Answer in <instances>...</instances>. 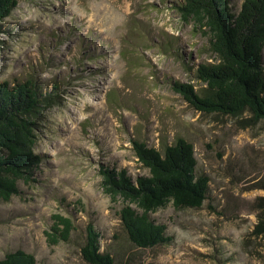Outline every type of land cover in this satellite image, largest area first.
<instances>
[{
  "label": "rangeland",
  "instance_id": "1",
  "mask_svg": "<svg viewBox=\"0 0 264 264\" xmlns=\"http://www.w3.org/2000/svg\"><path fill=\"white\" fill-rule=\"evenodd\" d=\"M238 8L242 0H228ZM181 0H18L0 33V82L33 76L58 84L61 102L48 108L35 151L34 180L0 201V259L23 249L35 264H87L85 229L100 233L101 250L139 264H264L254 234L264 211V119L205 112L172 89L202 85L200 63L214 61L207 38L180 17ZM264 61V50H263ZM177 137L192 143L196 172L209 177L198 208L168 203L151 213L171 241L134 246L114 202L100 186L102 165L134 179L148 170L131 139L163 152ZM60 213L75 229L49 245L45 231Z\"/></svg>",
  "mask_w": 264,
  "mask_h": 264
},
{
  "label": "trees",
  "instance_id": "2",
  "mask_svg": "<svg viewBox=\"0 0 264 264\" xmlns=\"http://www.w3.org/2000/svg\"><path fill=\"white\" fill-rule=\"evenodd\" d=\"M18 0H0L2 21ZM180 17L207 38L214 61L200 63L195 77L201 86L174 81L172 89L195 108L236 118L248 114L251 123L264 119V0H242L233 8L228 0H181ZM58 84H45L33 76L0 82V201L19 193L18 182L34 180L41 156L35 151L38 131L48 108L60 103ZM135 156L148 170L134 179L124 168L102 165L100 186L112 202L120 199L119 219L128 240L136 247L166 244L171 237L164 223L151 213L168 203L174 209L198 208L209 195V177L196 172L191 142L177 137L163 152L144 141L131 139ZM254 234L264 243V211L258 215ZM45 231L49 245L67 242L75 229L72 219L60 213ZM100 233L92 225L85 229L80 245L87 264H139L116 260L101 250ZM0 264H35L32 253L16 249L4 254Z\"/></svg>",
  "mask_w": 264,
  "mask_h": 264
}]
</instances>
